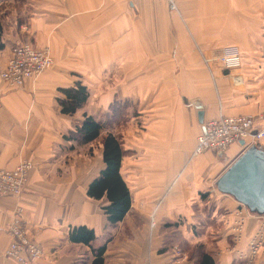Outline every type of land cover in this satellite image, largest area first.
I'll return each mask as SVG.
<instances>
[{"label":"crops","instance_id":"1","mask_svg":"<svg viewBox=\"0 0 264 264\" xmlns=\"http://www.w3.org/2000/svg\"><path fill=\"white\" fill-rule=\"evenodd\" d=\"M3 2L10 6L0 10V71L21 41L49 47L54 64L18 88L0 79V168L32 162L21 195L0 196V264H19L5 255L16 209L43 251L31 264H90V247L68 238L79 225L98 242L109 236L102 264H195L201 252L214 264H264L254 260L264 235L251 261L239 258L264 229V215L249 214L235 240L236 211L249 212L215 186L247 145L192 156L203 123L218 112L251 115L264 127V0ZM229 44L240 51V86L226 79L219 60ZM75 75L89 96L65 114L58 98ZM113 100L119 109L104 135L121 143L131 205L110 226L105 199L86 194L104 167L102 137L80 143L72 132L84 113L104 122ZM256 144L264 149V137Z\"/></svg>","mask_w":264,"mask_h":264},{"label":"built area","instance_id":"2","mask_svg":"<svg viewBox=\"0 0 264 264\" xmlns=\"http://www.w3.org/2000/svg\"><path fill=\"white\" fill-rule=\"evenodd\" d=\"M174 7L173 0H167ZM49 47L32 46L29 42H16L9 58L0 71V79L12 88L21 87L25 81L38 76L53 65V58ZM222 69L234 81L233 86H240L243 81L234 74L240 69L241 58L237 45L229 44L222 47L219 55ZM264 117V113L261 115ZM264 137V127L256 128L255 118L251 115H227L218 112L214 117L203 123L202 131L197 135L192 156L196 157L204 152H223L229 145L243 141L245 145L254 144ZM32 168L30 160H23L15 167L0 168V196L19 197L26 183L28 172ZM20 209H16L11 217L7 231L11 237L5 249V255L19 264H31L43 254L39 244L28 237L21 218ZM235 240L239 239L241 229L250 213L239 207L236 211ZM149 228L156 227L154 211L149 215ZM264 235V229L256 233L248 243V253L239 254V258L248 260L258 251Z\"/></svg>","mask_w":264,"mask_h":264},{"label":"trees","instance_id":"3","mask_svg":"<svg viewBox=\"0 0 264 264\" xmlns=\"http://www.w3.org/2000/svg\"><path fill=\"white\" fill-rule=\"evenodd\" d=\"M61 91L63 96L58 98V101L60 111L65 114H73L82 109L89 96L86 86L78 80L73 85L62 88ZM114 102L117 107L115 110H118V102ZM105 127V122L84 113L82 121L75 125L72 137L80 143L89 142L97 139ZM101 144L104 167L89 183L86 194L94 199H105L106 204L102 206V210L106 214L108 225L114 226L130 209L131 196L129 187L120 173L123 150L119 139L113 133L107 132L103 135ZM68 238L71 242L83 243L90 247L92 253L90 264L103 263V253L109 236L98 242L92 229L79 225L70 229ZM94 243L101 244L94 245ZM195 264H214V260L210 254L201 252Z\"/></svg>","mask_w":264,"mask_h":264},{"label":"water","instance_id":"4","mask_svg":"<svg viewBox=\"0 0 264 264\" xmlns=\"http://www.w3.org/2000/svg\"><path fill=\"white\" fill-rule=\"evenodd\" d=\"M215 186L241 203L250 214L264 215V149L256 143L247 145L219 175Z\"/></svg>","mask_w":264,"mask_h":264},{"label":"rangeland","instance_id":"5","mask_svg":"<svg viewBox=\"0 0 264 264\" xmlns=\"http://www.w3.org/2000/svg\"><path fill=\"white\" fill-rule=\"evenodd\" d=\"M6 6H10V4H6L5 2H3V3H1L0 4V10L1 9H4ZM21 42H27V41H21ZM30 43V42H29ZM32 46H34L32 43H30ZM37 47V46H36ZM51 54V53H50ZM51 56H52V54H51ZM53 58V57H52ZM53 64H54V59H53ZM53 66V65H52ZM51 66V67H52ZM50 67V68H51ZM49 68V69H50ZM107 72V73H106ZM110 70H105L104 71V73L106 74V76H107V81H112V79L110 78V77H114L113 76V73L111 72ZM172 73V76H174V77H172V78H178V71H172L171 72ZM209 73H210V75H211V71H209ZM234 74H236L238 77H240L241 78V80L240 81H245L246 80V78L244 79V71H241L240 69H238L237 71H235L234 72ZM223 75L226 77V79L228 80V81H234L233 79H232V77H230L229 75H228V73H227V71H225V70H223ZM76 77H78L79 75H75ZM78 78H80L78 81H84V79H83V77H81V76H79ZM213 81V80H212ZM86 104V103H85ZM112 104V105H111ZM111 104H109L107 107H108V112L106 113V115H105V119H104V122H105V125H106V128H105V130L110 126V124L112 125L113 124V122H114V112L116 111L115 109L117 108L116 107V105H115V102H114V100H113V103H111ZM124 107H126V105H123ZM105 130L102 132V134H101V137H103V135H104V132H105ZM150 221V220H149ZM149 225V224H148ZM157 226V225H156ZM156 227H154V228H152V229H150L149 228V231H150V233L152 232V230H154ZM238 233V232H237ZM27 234V233H26ZM29 237V236H28ZM30 239H32L33 241H35L33 238H31V237H29ZM234 238H235V236H234ZM36 242V241H35ZM40 246V245H39ZM41 248V247H40ZM42 249V248H41ZM260 258L261 259V261L262 262H264V246H262L261 247V250H260V252L256 255V257L254 258V260L255 259H257V258ZM260 259L258 260V262H260ZM250 261H251V259H250ZM252 264H257V263H254L253 261L251 262Z\"/></svg>","mask_w":264,"mask_h":264}]
</instances>
